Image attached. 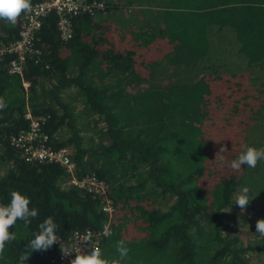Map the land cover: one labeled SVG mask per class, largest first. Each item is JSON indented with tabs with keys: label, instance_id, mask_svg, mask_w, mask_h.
<instances>
[{
	"label": "trees",
	"instance_id": "1",
	"mask_svg": "<svg viewBox=\"0 0 264 264\" xmlns=\"http://www.w3.org/2000/svg\"><path fill=\"white\" fill-rule=\"evenodd\" d=\"M100 1L105 7L96 15L111 9ZM95 14L71 17V37L63 39L58 15L49 13L22 75L0 63L7 104L0 111V204L19 191L39 212L30 225L18 220L9 228L16 239L0 264H20L21 255H28L24 264H44L56 245H26L49 216L61 240L107 225L100 248L124 240L135 264H249L252 252L264 253V237L255 246L233 231L240 215L234 194L247 187L248 208L259 182L239 185L249 168L228 164L243 150L248 127L264 118V81L256 90L250 82V70L264 75V0H167L156 27L131 31ZM23 16L15 25L0 20V44L17 38ZM214 27L234 34L228 44L249 72L194 78L208 74L202 63L221 52L210 44ZM163 38L169 47L145 57ZM27 112L43 117L49 146L69 149L70 169L20 158L10 137L27 128ZM221 147L228 151L217 153ZM92 174L109 185L110 215L99 196L72 183Z\"/></svg>",
	"mask_w": 264,
	"mask_h": 264
},
{
	"label": "built area",
	"instance_id": "2",
	"mask_svg": "<svg viewBox=\"0 0 264 264\" xmlns=\"http://www.w3.org/2000/svg\"><path fill=\"white\" fill-rule=\"evenodd\" d=\"M105 7L100 0H41L32 4L31 13L24 14L21 28L15 40L0 44V63L5 62L9 74L22 75L27 58L38 53L34 47V37L42 25L43 19L51 12L58 15V29L63 39H68L72 34V23L70 18L80 14L93 15ZM96 15V14H95ZM6 59V60H5ZM27 86L26 82H23ZM25 117L29 123L27 128L18 130L10 137V144L19 151L20 158L25 162L56 163L70 169L71 161L68 149L62 147L55 149L49 146L47 136L43 133L41 125L43 117L34 116L27 112ZM76 187L96 194L101 198L102 209L108 215L113 211L112 201L105 195L109 188L105 180L96 178L93 174L85 176L81 180H72ZM110 232L108 226L102 231L76 230L66 240L58 238V243L66 244L80 241L81 250L87 251L92 247L100 248L102 236ZM56 245V251L49 256L44 264H70L73 256L65 257L60 251V245Z\"/></svg>",
	"mask_w": 264,
	"mask_h": 264
},
{
	"label": "rangeland",
	"instance_id": "3",
	"mask_svg": "<svg viewBox=\"0 0 264 264\" xmlns=\"http://www.w3.org/2000/svg\"><path fill=\"white\" fill-rule=\"evenodd\" d=\"M106 1L113 3L111 5V9L109 11L106 10L105 12L98 13L96 16H94V19L98 21L109 19L115 24H120V26H118L123 28V30L125 31L136 29V24H132V22L133 20L137 19H144L140 22L138 28H141V26L144 24L147 25L146 23H151V25L156 27L157 25H155V22L157 20L155 19V17L159 12L164 10L165 4L167 3V0H138L139 3L133 5L130 4L129 0ZM141 1L143 3H146V6L142 4ZM137 22L139 23L138 20ZM209 34L211 46H214L217 49H221V52L214 54V60L211 63L209 59L202 63V65L204 66H209V71L207 72L209 75H195L194 78H199V76H216V74L220 75L221 73L225 74L223 72H226L228 74H234L235 72L237 73L241 71L249 72L248 69L242 68L243 64H241L240 57L237 56L238 54H235L236 51H234L231 45L228 44L229 41L231 42L234 40V34L230 30H217L216 27H214L210 30ZM168 44V40L166 42L164 38L160 41H153V43L149 45L148 49L144 53V56L147 58H154L162 53V51L164 50L163 47L168 48ZM211 65H214L213 69ZM251 71L253 73L250 74V82L252 78V89L256 90L258 88L257 85L264 81V75L262 71L257 72L256 70H250V72ZM223 76L224 75H221V77ZM228 102L230 101L228 100ZM244 145L253 146L257 149L264 148V118L259 119L257 122H255V124L249 126L245 131ZM260 166L261 169H259L258 171H254L252 168H249L246 169L243 173L239 185H246L250 183L257 186L256 183L259 182L258 190L256 192L258 196L256 195L255 202H253L248 208L246 207L244 210H241L239 208L238 213H240V215H238V223H236L235 227H232L233 231H237L239 233L243 241L246 242L248 240H251V242L254 243L255 246L257 245V241H259V239L261 238L259 234L255 232V223L258 219L264 218V160L260 163ZM260 176H262L261 179L259 178ZM244 220L247 222L246 224H244ZM100 250L102 253V258L104 259L110 261L119 260L120 264H125V262L127 263L128 261H130V263L132 264L134 263L133 259L131 260V258H120L116 248V243L106 244L104 247L100 248ZM250 257L251 260L249 264H264V253L252 252Z\"/></svg>",
	"mask_w": 264,
	"mask_h": 264
},
{
	"label": "clouds",
	"instance_id": "4",
	"mask_svg": "<svg viewBox=\"0 0 264 264\" xmlns=\"http://www.w3.org/2000/svg\"><path fill=\"white\" fill-rule=\"evenodd\" d=\"M31 0H0V20H3L11 25L17 23L18 18L22 14L31 13ZM7 107L5 100L0 97V111ZM227 147H221L217 153H226ZM264 160V148H255L245 145L236 159H233L228 164L233 171H240L242 166L248 168H256L259 161ZM221 163L223 157L221 156ZM249 189L243 187L234 194L235 205L244 210L249 205L248 198ZM10 202L0 204V258H3L5 246L7 243L16 239L14 232H10L9 228L15 226L18 220L23 221L25 225H30L39 212L36 208H30V198L20 193L12 191L10 193ZM57 225L51 216L46 217L39 225L38 231L33 233L26 245L27 248L39 251H46L54 244L58 243L56 235ZM255 232L260 237H264V218L258 219L255 223ZM106 234H109L106 232ZM60 245V251L65 257L73 256L70 264H120L119 260H107L102 258V253L99 247H92L87 251L81 250L80 241L77 239L74 242H69ZM116 248L121 259L128 256L129 249L124 240L117 241ZM28 259V255L20 256V264Z\"/></svg>",
	"mask_w": 264,
	"mask_h": 264
},
{
	"label": "crops",
	"instance_id": "5",
	"mask_svg": "<svg viewBox=\"0 0 264 264\" xmlns=\"http://www.w3.org/2000/svg\"><path fill=\"white\" fill-rule=\"evenodd\" d=\"M142 1H143V0H142ZM142 1H141V3L144 4V5L146 6V3H143ZM114 2H116V1H114ZM129 2H130V4H133V5L139 3L138 0H129ZM110 4L112 5L113 3H110ZM109 6H110V5L107 4V8H108ZM109 8H111V6H110ZM137 20L139 21V23L137 22ZM137 20H133V22H132V24H134V23L136 24L135 28H138V25L140 24V22H141L143 19H137ZM116 23H117V22H116ZM117 25L120 26V24H117Z\"/></svg>",
	"mask_w": 264,
	"mask_h": 264
}]
</instances>
